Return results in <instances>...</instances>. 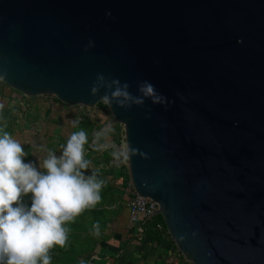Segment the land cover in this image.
I'll use <instances>...</instances> for the list:
<instances>
[{"label": "water", "instance_id": "1", "mask_svg": "<svg viewBox=\"0 0 264 264\" xmlns=\"http://www.w3.org/2000/svg\"><path fill=\"white\" fill-rule=\"evenodd\" d=\"M98 74L169 101L108 107L182 255L264 264V0H0V80L93 106Z\"/></svg>", "mask_w": 264, "mask_h": 264}, {"label": "clouds", "instance_id": "2", "mask_svg": "<svg viewBox=\"0 0 264 264\" xmlns=\"http://www.w3.org/2000/svg\"><path fill=\"white\" fill-rule=\"evenodd\" d=\"M105 15L111 17L112 13ZM94 46L89 40L84 51ZM129 88L127 82L98 74L91 95L104 89L103 103L124 109L143 106L146 99L152 104L169 103L147 80L138 84L139 95H133ZM85 143V131L73 133L59 156L49 150L41 171L35 163L25 162L27 153L19 142L7 132L0 134V264H52L50 250L65 247L68 240L69 230L64 225L100 202L105 181L95 172L85 174L90 164L84 158ZM136 152L129 146L124 160ZM29 193L30 206L22 201ZM92 234L100 236L99 221L92 225Z\"/></svg>", "mask_w": 264, "mask_h": 264}, {"label": "crops", "instance_id": "3", "mask_svg": "<svg viewBox=\"0 0 264 264\" xmlns=\"http://www.w3.org/2000/svg\"><path fill=\"white\" fill-rule=\"evenodd\" d=\"M45 96H49V98L46 99ZM51 97L52 96L48 94L27 96L0 80V105H3V107L0 108V123L4 126L13 125L17 127V129H21V131L30 128V130L33 131V136L31 137L33 146L30 145V148L31 150H35L38 156L39 153L42 152L43 156L48 155L49 150L56 155L59 153L61 154V152L58 151H62V146L60 148H53L49 144V141L50 136H54L52 133L57 132V134H59L60 126H66L67 121L62 118L57 119L55 114L58 113L61 117L62 114L68 115L71 111V109H68L69 104L58 101L57 99L54 101ZM25 140L26 139H24V141ZM113 142L114 140L110 134V130L104 135V138L101 136H98V138L95 137L93 144L96 148H91L89 152L84 153V158H88V161H90L89 168L85 172L86 175L92 172H101V174L104 175V172L101 170L109 167L111 158L108 163H92L91 155H95L96 153V155L103 156L104 153L107 152L111 156ZM90 143L84 147V150ZM39 166H41V163ZM41 168L43 167L41 166ZM108 175L109 174H105V176H103L106 177V181H109ZM97 176L98 178H102V175ZM105 233L108 238L97 244L93 253L91 252V257L95 256L97 260H104L112 264L113 261H116L113 257H119L121 262L128 257L127 254L136 248L138 251L135 253L137 260L133 259L135 262L142 264L144 262L146 264H165V258L169 252L168 249L153 243L149 237L137 239L132 235V229L127 227V210L125 205L123 210L112 220L111 227L106 229ZM122 241L123 243H121ZM172 251L174 254L176 253V250ZM111 258H113V260ZM128 259L129 258H127V260ZM184 260H186V258L183 255L181 258L179 257V264H186L187 261L184 263ZM118 264L129 263L124 262Z\"/></svg>", "mask_w": 264, "mask_h": 264}, {"label": "rangeland", "instance_id": "4", "mask_svg": "<svg viewBox=\"0 0 264 264\" xmlns=\"http://www.w3.org/2000/svg\"><path fill=\"white\" fill-rule=\"evenodd\" d=\"M46 99L49 98V96H45ZM54 101H56V97L52 95V97ZM68 109L70 111V114L66 115V114H62L60 117V114L56 113L55 116L57 117V119L62 118L65 121H67L66 126H60V130H59V134H57V132L52 133L54 136H50V141L49 144L55 148H60L61 146H64L67 144L68 138L75 132H79L81 130L85 131L87 134V143L84 144V146H87L88 143L91 142V139L96 137L98 138V136H101L104 138V135L110 130V134L113 137L114 143L117 145L114 154H116L113 158L116 160L118 159V162L120 160V153H121V146L124 145V143L122 142L124 139V124L121 122L116 121L110 110L108 105H105L103 103L102 100H99L97 102V104L93 105V106H85V105H69ZM78 121V124H75L74 126V122ZM111 127V129H110ZM0 134H2V132H7L10 134V136L16 140L17 142H19L23 147L25 152L27 153V155L24 157L25 162H33L36 164L37 168L40 169L41 171H43V168H41V166L43 167V161L45 158H47L48 155H44L43 156V152L39 153V156L36 155V151L35 150H31L30 145L33 146V140L31 139V137L33 136V131L30 130V128L26 129L25 131H21V129H17V127L12 126H8V125H2L0 123ZM29 130V131H28ZM107 131V132H106ZM51 134V135H52ZM58 135V136H57ZM24 139H26L24 141ZM63 142V143H61ZM126 144V143H125ZM93 148H95L96 146L94 144ZM56 151V150H54ZM58 152H62V151H58ZM58 156L60 155L57 154ZM112 158V156L109 155V153H104L103 156L100 155H91V161L92 163H99V162H105L108 163L109 159ZM86 160H88V158H86ZM103 160V161H102ZM41 163V166H39ZM99 171V170H97ZM97 175H102V179L104 181H106V177H103L104 175L101 174V172L97 173ZM115 200V199H114ZM22 201L24 204L30 206L31 205V193L27 194L26 196L22 197ZM113 206L115 209H117L118 207L120 208V211L123 210L124 208V203L122 201H119L118 199L115 200L113 202ZM79 220V216H77L75 218V221ZM111 223L112 221L108 222L106 224V229H109L111 227ZM71 231V230H70ZM69 233V231H68ZM123 243V241L121 242ZM120 243V244H121ZM97 246V245H96ZM57 247V246H56ZM56 247H54L53 249L50 250V255L52 256V262L57 261V256H56ZM138 250L135 248L133 251H131L129 254H127V258H129L127 260V258L123 259L120 262L119 257H113L114 259H117V263H133V264H142V263H137L135 262L133 259L137 260V256H136V252ZM93 253V251H92ZM92 254L91 252L88 253V255L86 256H82L79 258V260L82 262L83 264H109L108 262H105L104 260H97V258L95 256L91 257ZM113 258H111L113 260ZM139 260V258H138ZM97 261V262H96ZM114 262V261H113ZM112 262V264H113ZM143 264H146L145 262ZM186 264H191L189 261H187Z\"/></svg>", "mask_w": 264, "mask_h": 264}, {"label": "trees", "instance_id": "5", "mask_svg": "<svg viewBox=\"0 0 264 264\" xmlns=\"http://www.w3.org/2000/svg\"><path fill=\"white\" fill-rule=\"evenodd\" d=\"M101 171L104 172L105 176V174L110 173V167ZM100 196L101 200L94 208L86 209L79 215V220H74L64 225L69 230L68 240L65 247H56L57 261H53L52 264H81L80 257L88 255L100 241H105L108 238L105 233L106 224L114 220L120 212L119 207L117 209L114 208L113 202L117 199L121 201V199L114 194L110 181H105L100 191ZM96 221H99L100 224L101 234L98 237L92 234V225ZM157 223H163L161 214H156L146 221L145 237H149L153 243L158 244L162 248L179 252L165 225L163 229H158L156 227ZM114 264H118L117 259Z\"/></svg>", "mask_w": 264, "mask_h": 264}, {"label": "built area", "instance_id": "6", "mask_svg": "<svg viewBox=\"0 0 264 264\" xmlns=\"http://www.w3.org/2000/svg\"><path fill=\"white\" fill-rule=\"evenodd\" d=\"M125 139V136H123ZM95 141V137L91 139V143L87 148H85L84 153L90 151L93 148V143ZM124 145L121 146L120 160L114 159L113 157L115 149L117 151V145L113 142L112 144V152H111V160H110V173L108 175V179L112 185L113 192L116 194L121 201L124 203L125 208L127 210V227L132 229V235L137 239H142L145 237L144 229L145 224L148 219L152 216L156 215L154 213L158 209V205L148 196L144 197L139 195L133 188L131 183V178L129 174L128 160H124L123 153L126 151L125 141H122ZM96 148V147H95ZM163 223H157L156 227L158 229L164 228ZM168 255L165 258V264H179V257L181 258V252H177L174 254L172 250H168ZM178 253V255H177ZM181 261V260H180ZM188 261L184 260V263Z\"/></svg>", "mask_w": 264, "mask_h": 264}]
</instances>
